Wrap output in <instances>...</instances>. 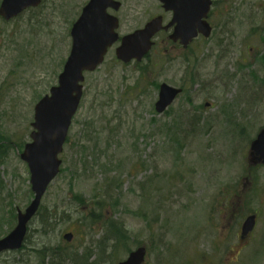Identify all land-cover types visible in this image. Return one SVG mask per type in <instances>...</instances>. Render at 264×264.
I'll use <instances>...</instances> for the list:
<instances>
[{
    "label": "rangeland",
    "instance_id": "rangeland-1",
    "mask_svg": "<svg viewBox=\"0 0 264 264\" xmlns=\"http://www.w3.org/2000/svg\"><path fill=\"white\" fill-rule=\"evenodd\" d=\"M119 1L120 10L111 12L121 34L163 13L159 0ZM87 2L43 0L14 20L0 16V134L11 141L0 152V226L8 195L16 213L33 198L19 145L31 141L35 105L57 84L72 24ZM212 11L209 38L199 36L185 49L161 33L143 61L129 64L117 60L114 46L86 74L62 171L42 199L63 214L50 238L52 244L60 238L66 254L91 253L94 260L103 239L113 243L104 228L113 221L118 238L121 229L130 236L128 247L147 246L144 264H264V165L248 160L251 140L264 127V0H218ZM162 82L183 92L159 114ZM76 195L86 204L79 207ZM252 211L256 227L241 240ZM31 229L33 245L2 254L0 264H38L32 248L42 249L49 238L41 237L39 218ZM105 253L100 264L127 256Z\"/></svg>",
    "mask_w": 264,
    "mask_h": 264
},
{
    "label": "water",
    "instance_id": "water-1",
    "mask_svg": "<svg viewBox=\"0 0 264 264\" xmlns=\"http://www.w3.org/2000/svg\"><path fill=\"white\" fill-rule=\"evenodd\" d=\"M164 11L172 12V18L164 24L163 15L149 20L144 27L120 36L119 18L109 10H119V0H89L73 23L70 35V54L58 76V83L51 87L35 105L32 141L25 145L21 159L28 164L31 188L34 198L25 211H18L15 228L0 239V253L19 249L27 235L28 224L38 211L41 200L60 172L64 149L73 117L77 113L84 91L85 74L95 71L104 61L105 55L117 41L116 56L125 63L133 59L141 61L154 45L153 38L161 30L172 29L170 39L180 42L183 47L199 35L206 38L212 34L208 21L213 0H159ZM42 0H2L0 15L7 21L16 18L30 7H38ZM182 90L162 83L156 110L163 113ZM250 157L254 163L264 164V128L251 143ZM256 214L249 215L242 225V237L255 227ZM71 240L72 233L64 236ZM144 246L130 252L118 264H142L145 260Z\"/></svg>",
    "mask_w": 264,
    "mask_h": 264
},
{
    "label": "trees",
    "instance_id": "trees-1",
    "mask_svg": "<svg viewBox=\"0 0 264 264\" xmlns=\"http://www.w3.org/2000/svg\"><path fill=\"white\" fill-rule=\"evenodd\" d=\"M217 3H218V0L217 1L215 0L214 5H217ZM10 142L11 141L9 138L0 134V152L4 151L5 146L9 145ZM24 144L21 143L19 145L20 151L23 150ZM115 183H117V180L115 181ZM106 185H107L106 187L108 188L109 182H106ZM75 198L76 199L74 200L75 202L78 203L79 207H82L83 205L86 204L85 198H83L82 196L76 195ZM8 199L10 200L7 202V204H5V206H9V208L7 209L8 215H7L6 223L1 224L2 226H0L1 232H4L5 228H6V232L10 230L16 221V212L14 211L15 207H14L13 197L8 195ZM95 202L98 204V208L104 207V205L101 204L103 203L102 199L96 198ZM42 207L43 206L41 205L36 217L39 218V224L42 228L41 237L44 236V238H49V240L42 248L45 250V252L48 251L47 255L45 254L40 255V250L42 249H37L36 247L32 248L33 250L37 251L36 254H37L38 264H64V262H69V261H70L69 264H100L99 261L103 260V257H105V255L107 254L105 253L106 250L107 251L111 250L112 252L111 254L115 255V258L118 259L119 253H124V252L128 253L132 249L127 246L126 237L130 238L127 231L124 232L121 229L120 236H122V239H119L120 236L118 238L116 234L117 225L113 221H105L104 228L109 233V236H107L106 239L108 238L113 243L107 246L105 243V239H103V242L98 247L99 252L95 256L94 260H91V257L93 255V254L91 255V253L79 255L77 251L72 250L71 252H69V254H66V251H64V249H62L60 246V238L54 244H52V237L50 238L51 232H55L56 230H58L59 225H57V223L63 218V214L59 216V211L56 208L48 209L47 207H43V208ZM57 218H59L58 222H57ZM101 219L99 218L97 220H101ZM30 229H31V226L29 227V233L25 239V242L22 248L16 252H13L14 254L16 253L21 254L23 251H25L29 247L30 244L33 245L32 240H31V235H32L31 232H33V229L31 230ZM139 244H142V243L140 242L137 243V245Z\"/></svg>",
    "mask_w": 264,
    "mask_h": 264
},
{
    "label": "flooded vegetation",
    "instance_id": "flooded-vegetation-1",
    "mask_svg": "<svg viewBox=\"0 0 264 264\" xmlns=\"http://www.w3.org/2000/svg\"><path fill=\"white\" fill-rule=\"evenodd\" d=\"M161 7H162V6H161ZM119 10H120V9H119ZM119 10H118V11H119ZM211 13H213L212 10H211ZM162 14L164 15V19H165V14H169L170 17L172 16V13H170V12H169V13H162ZM211 17H212V16H211V14H210V18H211ZM119 19H120V18H119ZM168 21H169V20H168ZM168 21H166V19H165V22H168ZM169 32H170V31H165L166 36L168 37V39H169ZM159 35H160V34H159ZM159 35H158V36H159ZM158 36L156 37V40L158 39ZM156 40H155V43H156ZM175 45H180V44H179V43H175Z\"/></svg>",
    "mask_w": 264,
    "mask_h": 264
}]
</instances>
